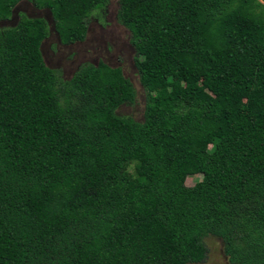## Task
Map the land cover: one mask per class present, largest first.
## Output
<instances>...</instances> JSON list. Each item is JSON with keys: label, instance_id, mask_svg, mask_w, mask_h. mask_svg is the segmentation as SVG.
Masks as SVG:
<instances>
[{"label": "trees", "instance_id": "obj_1", "mask_svg": "<svg viewBox=\"0 0 264 264\" xmlns=\"http://www.w3.org/2000/svg\"><path fill=\"white\" fill-rule=\"evenodd\" d=\"M22 1L69 47L111 0H0V22ZM116 16L141 122L116 113L136 99L121 68L64 80L45 19L0 29V264H200L208 236L229 264H264V0H119Z\"/></svg>", "mask_w": 264, "mask_h": 264}, {"label": "rangeland", "instance_id": "obj_2", "mask_svg": "<svg viewBox=\"0 0 264 264\" xmlns=\"http://www.w3.org/2000/svg\"><path fill=\"white\" fill-rule=\"evenodd\" d=\"M119 0H111L107 6L88 19V30L84 42L69 47L61 46L54 33L51 14L46 10H38L31 2L22 1L13 10L9 21L0 22V29L15 25L23 14L27 17H38L46 20L49 37L41 46L46 66L59 70L64 80H68L83 64L104 62L110 67L121 68L126 78L136 90L133 104L120 106L116 113L119 116L131 117L142 121L145 105V91L139 82V75L133 65L134 49L129 44V32L117 21ZM211 149V146H207ZM202 179V175H190L186 178V186L192 187ZM207 256L200 264H229L223 253L222 242L215 237L204 239Z\"/></svg>", "mask_w": 264, "mask_h": 264}]
</instances>
